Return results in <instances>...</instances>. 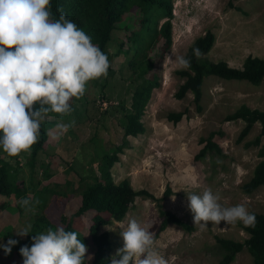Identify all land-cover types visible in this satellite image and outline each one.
I'll use <instances>...</instances> for the list:
<instances>
[{"label": "rangeland", "instance_id": "rangeland-1", "mask_svg": "<svg viewBox=\"0 0 264 264\" xmlns=\"http://www.w3.org/2000/svg\"><path fill=\"white\" fill-rule=\"evenodd\" d=\"M172 9L173 45L158 63L157 70H153L159 75L160 85L152 89L144 107L142 121L146 130L129 137L130 146L119 152V160L111 168L115 183L126 179L133 189H146L155 198L137 196L124 220L109 224L114 230L105 226L101 230L109 232L116 252L123 245L122 227L135 218L154 236L158 235L153 247L167 264H217L223 255L218 238L244 241L249 234L240 222L233 225L223 221L220 225L208 222L204 230L195 227L187 193L200 194L206 188L211 189L219 194L223 206L243 204L251 213H264V185L250 194L243 190L262 159L259 150L264 137L261 145H250L259 135L261 125L256 123L251 132L239 140L246 123L241 119H226L244 104L264 110V80L254 85L208 77L203 85V110L199 111L192 93L182 99L176 97L185 78L178 74L183 68L168 56L172 52L185 56L197 37L212 30L216 41L207 54L211 60H224L231 66L242 67L249 55L264 58V0H172ZM141 16L140 10L127 12L112 34L107 49L112 71L88 81L84 94L70 100L69 113L58 118L46 115V120L55 123L48 130L46 150L39 153L35 169L24 158L29 152H24L17 164L0 150V158L15 165L17 176L26 184L31 186L42 179L37 189L44 196V201L39 197L33 212L26 213L20 211L15 195H0V243H7L9 238L27 240L33 224L44 214L57 226L63 215L78 207L82 195L100 176L103 153H112L122 142L123 125L134 110V92L143 81L139 73L141 58L132 51L135 45L130 40L133 31L141 28ZM162 43L161 38L153 46L160 47ZM121 44L120 52L116 53L114 49ZM125 49H129V53L121 52ZM158 54L159 50L154 51V55ZM181 111L186 114L179 122L168 119L169 113ZM59 125H67L66 130ZM212 132L216 133L213 139L222 153L210 151L198 159L206 144L202 139H207ZM89 141L96 145L90 148L86 144ZM48 163L52 175L42 178V167ZM168 187L172 194L161 204L192 225L193 230L174 223L160 230L162 217L160 199H157L163 197ZM33 196L34 192H30L29 197L33 199ZM29 225L27 236L16 235L15 231ZM84 231L89 237L87 228ZM16 245L8 255L0 249V264H5L14 254ZM87 249L86 257H89L90 248L87 246ZM232 264H254V256L245 247Z\"/></svg>", "mask_w": 264, "mask_h": 264}, {"label": "trees", "instance_id": "trees-1", "mask_svg": "<svg viewBox=\"0 0 264 264\" xmlns=\"http://www.w3.org/2000/svg\"><path fill=\"white\" fill-rule=\"evenodd\" d=\"M49 10L51 12L50 19L57 20L60 14L63 13L66 19L73 21L79 28L83 29L91 37L92 43L107 54L108 60L110 59V51L107 52V49L112 34L119 28V22L122 21L127 12L140 10L142 13L141 28L133 31L130 40L135 45L132 51L141 58L139 73L143 75V81L134 92V110L127 115V124L123 125L122 142L114 147L112 153L102 152L103 156L99 163L100 176L96 177L95 182L82 195L78 207L70 214L63 215L59 221L60 223L57 224L66 231L77 232L78 238L90 248V256L85 259L84 264H110L111 258L116 253L115 245L110 239L109 232L102 231L101 227L109 225L112 221H123L129 209L134 205L137 196L155 198L146 189H133L126 179L115 183L111 168L119 160V152H122L124 147L130 146L129 137H136L146 130L142 121L144 107L150 98L152 89L160 85L159 75L157 71L153 70H157L158 63L160 64L164 60L166 53L173 45L172 19L174 14L172 0H50ZM161 38L163 39L162 45L160 47L153 46ZM215 41L216 35L212 30H208L204 35L197 37L185 54V57L190 60V67L178 71V74L185 78V81L180 85L176 97L182 99L187 93H192L199 111L203 110L201 103L203 85L208 77L247 81L254 85H259L264 80V58L249 55L242 67L231 66L224 60H211L207 54L213 48ZM121 47L122 44L118 45L114 51L116 53L120 52ZM194 48L199 49V57L193 54ZM156 50H159L160 54L154 55ZM121 52L129 53V49ZM108 70L112 71L110 63ZM185 114L186 111L171 112L168 119L177 123ZM46 115L58 118L64 114L49 112ZM226 119H241L246 123L239 135V140L246 137L256 123H260V133L250 142V145H261L264 137V110L251 108L244 104L233 113H230ZM54 123V120L44 119L40 125L37 142L32 145L30 151H28L29 153L24 155V152H22L17 157L9 158L14 159L19 164L21 156L24 155L26 161L35 169L39 153L46 150L48 130ZM215 135L216 133L212 132L207 139H202L206 144L200 151L198 159L210 151L222 153L220 145L213 139ZM93 142L89 141L86 144L91 148L94 144L96 145ZM87 151V155H90V150L87 149ZM259 155L262 159L256 165L253 176L243 185L244 192L248 194L264 185V143L260 147ZM16 171L17 167L15 165L4 158H0V195H15L20 200L29 197L30 192H34V200H38L40 197L41 201H44V196L37 189L42 183V179L35 181L30 186L26 184L25 180L17 176ZM41 173L42 178L51 177L50 163L43 165ZM74 173L83 180L78 172L75 171ZM43 194L45 193L43 192ZM171 194L172 189L168 187L163 197L157 199H160L159 213L162 217L160 230L166 229L171 223L177 224L185 230H193L192 225L165 209L161 204V201ZM19 200L18 206L20 211H23L24 209L19 204ZM254 214L256 218L255 226H243L249 234V238L244 241L218 238L223 255L217 264H232L237 253L245 247L254 256V264H264V213ZM57 226L51 224L45 214L44 216L41 215L40 219L33 224L28 239L18 240L14 254L8 258L5 264H22L19 248L23 245L30 246L33 242L31 238L35 234L43 233L45 229L47 231L49 228L55 230ZM85 228H87L89 237L86 236ZM157 236H154V241Z\"/></svg>", "mask_w": 264, "mask_h": 264}, {"label": "clouds", "instance_id": "clouds-1", "mask_svg": "<svg viewBox=\"0 0 264 264\" xmlns=\"http://www.w3.org/2000/svg\"><path fill=\"white\" fill-rule=\"evenodd\" d=\"M50 0H0V150L9 157L30 151L37 142L40 125L46 114H67L70 100L85 92L88 81L106 76L107 54L92 43L91 37L63 13L50 19ZM193 54L200 55L198 48ZM168 58L181 68L190 60L172 52ZM66 130L67 125H59ZM193 224L200 230L208 222L226 225L237 222L254 227L255 214L243 204L223 206L218 193L204 189L200 194L187 193ZM39 201L21 198L26 213L34 211ZM30 225L15 231L20 237L30 233ZM108 230H114L105 225ZM122 247L110 264H167L154 250V234L137 219L122 227ZM32 244L19 248L22 264H84L87 246L75 231L57 226L32 236ZM18 243L9 238L0 243L8 255Z\"/></svg>", "mask_w": 264, "mask_h": 264}]
</instances>
